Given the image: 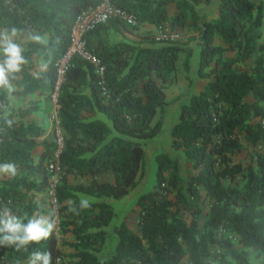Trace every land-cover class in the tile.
Returning <instances> with one entry per match:
<instances>
[{
    "label": "trees",
    "instance_id": "trees-1",
    "mask_svg": "<svg viewBox=\"0 0 264 264\" xmlns=\"http://www.w3.org/2000/svg\"><path fill=\"white\" fill-rule=\"evenodd\" d=\"M102 1L0 0V27L18 29L15 41L31 37L23 48L28 62L17 81L24 92L40 91L50 98L57 78L55 63L70 45L76 16ZM110 2L136 15L138 24L131 25L133 29L151 23L163 33L166 25L172 30L192 27L198 32L202 45L198 74L211 80L182 105L180 118L171 129L172 147L183 150L197 173L186 184L181 160L168 152L159 153L157 183L137 202V230L123 222L117 227L115 253L105 260L99 257L108 236L106 227L116 215L114 206L90 201V207L81 209L75 192L115 199L130 194L143 172L144 141L157 136L163 126V120L155 118L168 106L165 88L179 69L181 55L186 54L184 67L189 71L193 54L185 42L172 38L148 45L112 44L107 30L118 29L122 23L112 18L88 35L89 48L105 66L103 73L93 62L75 55L60 90L59 114L68 133L58 187L62 237L53 234L27 251L0 247V264H21L37 249L50 251L52 264H57V258L62 264L65 254L59 239L75 248L73 264H182L186 257L190 264H210L214 247L218 254L213 264H252L248 247L264 254V148L247 162L235 161L233 155L244 149L241 133L250 143L264 146V3L222 0L219 16L207 19L201 17L197 5L213 0ZM37 35L42 42L32 39ZM228 52L233 54L228 56ZM35 55L48 65L38 74L33 72ZM255 56L254 65L240 67ZM9 103L7 92L0 90V105H4L0 108V163L17 165V175L0 184V206L32 216L45 210L29 193H42L48 185L45 158L50 143L44 142L46 149L36 161L34 151L45 129L19 119L14 110L9 115L14 123L9 127L2 118ZM34 109L31 106L20 113ZM96 112L106 114L112 125L89 116ZM253 118L259 121L252 123ZM109 171L114 173V182L69 183L70 174ZM70 200L77 212L68 211ZM205 207L209 208L208 218L202 226L199 217ZM68 234H73V241L65 240Z\"/></svg>",
    "mask_w": 264,
    "mask_h": 264
},
{
    "label": "crops",
    "instance_id": "crops-1",
    "mask_svg": "<svg viewBox=\"0 0 264 264\" xmlns=\"http://www.w3.org/2000/svg\"><path fill=\"white\" fill-rule=\"evenodd\" d=\"M222 0H213L212 3L208 4V3H201L199 5H197V10L199 12V14L201 15L202 18H207V19H212V18H217L220 14V4H221ZM256 3H264V0H253ZM174 9L171 11L172 13H174ZM5 30V28L0 27V31ZM166 32H170L171 34H175L176 36V40H182L185 42L186 40L188 41V37H186L184 35V29H176V30H172L170 27H168V25H166ZM107 35L110 39V42L113 43H117V42H121V41H128V42H132V43H140L142 45H148L149 43H143L140 42L138 40H140L141 37L144 36V34H152L156 39H161L163 36V32L160 29V27H158L155 24H151V23H144L141 24L139 27L135 28V29H131L128 30L122 23H119V28H110L107 31ZM194 34L197 35V39L194 41H190L187 45L189 47H191L193 49V54L191 56L190 59V70L188 71V76L190 77V79L192 80H197L198 82H204L205 80V85L207 84V82L209 80H211V77L208 78H202L199 76L198 74V70H199V66H200V57H201V50H202V45L199 42V35L198 32H194ZM185 38V39H184ZM31 37L29 36H25L23 38H20L19 40L15 41L16 43L20 44L22 48L26 47V43L27 41H30ZM218 43L223 44L222 40L217 37L216 38ZM261 52L258 51L256 56L258 54H260ZM233 52H228L227 55H232ZM256 56L253 59V62L251 65L255 64V60H256ZM2 59V58H0ZM34 61L36 64V68L33 70V72L35 74H38L42 71H45L48 69V65L45 61L39 59L37 57V55L34 56ZM23 75L18 73L15 75V79H13L11 82L12 84L15 86L16 91L12 94L14 99H9V106L7 107V110L9 112L11 111H16V113H19L18 118L24 120L26 123L29 122H35L38 125L42 126L45 129V133L39 137V141L41 142V144L36 148V150L34 151V156L36 161H38L41 157V155L44 153L45 151V144L44 142L47 141V137H48V132L51 126V121H50V113L53 109V104L51 102V99L49 97H47L45 94L41 93L40 91H35V92H24L23 91V86H20V84H18V80L22 79ZM205 85L202 87H200L198 89V91H194L192 93H198L200 92ZM191 95V96H192ZM190 96V98H191ZM190 98L188 100L187 103H189ZM185 103V104H187ZM31 106H35V109L27 114H22L20 113V111H22L23 109H27ZM89 116L91 118H99L104 120L105 122H107L109 125H112V122L108 119L107 115L102 113V112H96V113H92L89 114ZM178 121V120H177ZM173 122V125H171V129L173 128V126L175 125V123L177 122ZM184 153V152H183ZM184 156L186 157L185 153ZM187 160V158H186ZM157 167V164H156ZM9 176L7 174L0 176V184L3 180H5L6 178H8ZM94 179H97L99 181H111L114 182L115 180V176L114 173L109 171V172H102L96 175H92V174H88V175H76V174H70L69 175V183L71 185H78V184H85V185H89L93 182ZM133 190V189H132ZM131 190V192H132ZM131 192L130 194H128L127 196L121 198V199H115V198H98L86 193H82V192H75L76 195L79 197V199H87L89 202L90 201H107L109 203H111L114 206L116 215L113 219V221L106 227L107 231H108V236H107V240H106V244L104 246V248L98 253L99 257L103 260L108 259L113 253H115L116 251V247L118 244V233H117V227H119L123 222H126L131 229L133 230H137L138 228V222H139V218H140V213L136 208H138L137 202L139 200V198L137 199H132L130 200L131 197ZM29 195L31 197H33V199L35 201L38 202V204L40 205V207L42 209H44L42 207V200L41 198L43 197V194L37 191H32L29 193ZM38 214V213H36ZM39 214H47L45 212V210H43V212L39 213ZM60 238V237H59ZM66 241H73L74 240V236L73 234H68V237H65ZM59 246L60 248H62L63 252H70V249L68 248L69 245L65 244V242L61 239H59ZM247 249H249L250 251L255 250L254 247H248ZM258 252H262L261 250L257 249ZM264 255V254H262ZM258 257L262 258L260 255H258ZM257 256H255V254H253L251 252L250 255V259L252 264H257V262L260 261V258H258ZM184 262L186 261V263H189V259L186 257L184 260ZM21 264H27V260H24ZM73 264V263H71Z\"/></svg>",
    "mask_w": 264,
    "mask_h": 264
},
{
    "label": "rangeland",
    "instance_id": "rangeland-1",
    "mask_svg": "<svg viewBox=\"0 0 264 264\" xmlns=\"http://www.w3.org/2000/svg\"><path fill=\"white\" fill-rule=\"evenodd\" d=\"M120 22H122V24L128 30L133 29L131 25L129 26L123 21H120ZM183 31L185 32L184 35L188 37L186 38L188 39V41L187 40L185 41L186 44H188L190 41H193V40L195 41L197 39V35L194 34L195 30L192 27H186L184 28ZM153 40H156V38L152 34H144V36L141 37L140 40L138 41L150 44L153 42ZM180 41H183V39ZM185 59H186V54L183 53L180 57L179 69L177 73L172 78V82L168 84L165 88L166 93H167L168 106L164 114H162V112H159L155 118V121L160 120V119L163 120V126H162L160 133L157 136L144 141L146 157H145L144 164H143V172L139 175L137 185L133 188L131 192L130 200L134 198L137 199L142 194L154 189L157 183L156 156L161 152H168L172 156L178 157L181 160V173H182V177L186 184L188 183L189 179L197 173V171L193 168L192 164L188 160H186L183 150H176L171 145V125H173V122L179 120L182 105L187 103L192 93L196 90L198 91V89L202 87V85L204 86L205 81H206L205 80L204 82H198L197 80L194 81L190 79V77L188 76V70H186L184 67ZM253 59L252 58L249 59L246 63H240V67L246 68V67L252 66L251 64L253 62ZM249 101L253 102L254 97L250 96ZM258 121H259V118H253L251 120L252 123H256ZM240 137L244 143V149L239 151L235 155H233V159L235 161L247 162L251 160L252 157H254L258 152L263 150L264 146L262 144L250 143L247 140L245 133H241ZM41 200H42V207H44L46 213L48 214L47 201L45 197L43 196ZM137 209L138 208H136V211ZM208 210L209 208L205 207L204 211L199 217L200 224L202 226L204 225L205 221L208 218V215H207ZM61 237L62 235L60 236V238ZM67 237L68 235L66 236V238ZM68 248L70 249V252H64L65 256H64V260L62 264H71V263H74L75 261V257L73 256L75 248L71 245H69ZM251 252L255 254V256L257 257L258 255L262 257V258L258 257L260 258V261L257 262V264H264V255H262L263 252H258L257 249L252 250ZM212 253H213L212 256L208 258V261L210 262V264H213L217 261L216 257L218 254V248L217 247L212 248ZM182 264H187V263L186 261L185 262L183 261Z\"/></svg>",
    "mask_w": 264,
    "mask_h": 264
},
{
    "label": "built area",
    "instance_id": "built-area-1",
    "mask_svg": "<svg viewBox=\"0 0 264 264\" xmlns=\"http://www.w3.org/2000/svg\"><path fill=\"white\" fill-rule=\"evenodd\" d=\"M112 18H118L132 26L138 24L135 14L112 4L110 0H103L98 5L89 6L76 16L71 29L70 45L67 51L59 57L55 63L57 78L55 86L50 94L53 109L50 113L51 126L47 137L50 143V149L45 158V165L50 176L48 185L42 194L47 201L48 211L55 210L57 227L53 234L57 237L61 236L62 231V202L60 201L58 193L61 175L63 174L61 155L66 148V140L68 138V133L62 124L59 114L61 107L59 103L61 86L65 81L67 72L72 65L75 55H81L85 59L93 62L98 67L99 71L103 73L105 66L101 64L100 59L89 48L88 35L98 25L106 23ZM162 38L175 39L176 36L170 32H165Z\"/></svg>",
    "mask_w": 264,
    "mask_h": 264
},
{
    "label": "clouds",
    "instance_id": "clouds-1",
    "mask_svg": "<svg viewBox=\"0 0 264 264\" xmlns=\"http://www.w3.org/2000/svg\"><path fill=\"white\" fill-rule=\"evenodd\" d=\"M19 30L12 28L0 31V90L8 94V98L14 99L13 93L16 91L12 80L15 74L22 70V65L28 61L23 55L24 49L20 44L15 42ZM36 42H42L40 36L32 37ZM4 108V105H0ZM10 112L5 109L2 117L5 123L11 127L14 123L9 119ZM7 174L10 177L17 175V165L14 162L0 163V176ZM68 211L77 212L73 206V201H68ZM90 207L87 199H81L80 208ZM26 221V222H25ZM57 223L55 219V210H50L48 214H33L28 216L27 213L18 215L6 206H0V247H14L16 251H27L32 244H40L47 241L56 230ZM53 257L50 251L33 250L28 256L27 264H52ZM59 264V258L56 259ZM19 264V261H18Z\"/></svg>",
    "mask_w": 264,
    "mask_h": 264
}]
</instances>
